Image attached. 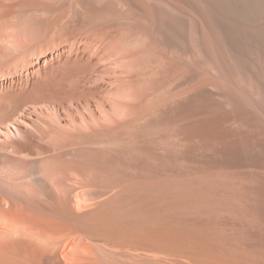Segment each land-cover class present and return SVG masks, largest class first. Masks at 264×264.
Instances as JSON below:
<instances>
[{
	"label": "bare ground",
	"instance_id": "obj_1",
	"mask_svg": "<svg viewBox=\"0 0 264 264\" xmlns=\"http://www.w3.org/2000/svg\"><path fill=\"white\" fill-rule=\"evenodd\" d=\"M0 264H264V0H0Z\"/></svg>",
	"mask_w": 264,
	"mask_h": 264
},
{
	"label": "rangeland",
	"instance_id": "obj_2",
	"mask_svg": "<svg viewBox=\"0 0 264 264\" xmlns=\"http://www.w3.org/2000/svg\"><path fill=\"white\" fill-rule=\"evenodd\" d=\"M21 129H23L22 127H20Z\"/></svg>",
	"mask_w": 264,
	"mask_h": 264
}]
</instances>
